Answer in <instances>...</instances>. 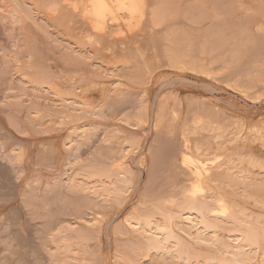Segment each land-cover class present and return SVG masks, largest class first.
I'll list each match as a JSON object with an SVG mask.
<instances>
[{"label":"rangeland","instance_id":"1","mask_svg":"<svg viewBox=\"0 0 264 264\" xmlns=\"http://www.w3.org/2000/svg\"><path fill=\"white\" fill-rule=\"evenodd\" d=\"M18 1L0 0V264H172L139 260L125 219L182 199L186 141L243 171L214 192L264 220V0H146L143 19L107 21L104 34L81 18L88 0H69L77 12ZM84 126L75 151L69 134ZM124 149L118 200L65 188L66 175L91 180Z\"/></svg>","mask_w":264,"mask_h":264},{"label":"bare ground","instance_id":"2","mask_svg":"<svg viewBox=\"0 0 264 264\" xmlns=\"http://www.w3.org/2000/svg\"><path fill=\"white\" fill-rule=\"evenodd\" d=\"M17 2L19 4L18 0ZM64 2L71 6L73 11L77 12V4L75 5L69 0ZM87 3L86 7L83 6V9L78 6V11L83 22L88 27L90 26L94 33L100 34L106 32V25L113 24L115 26L114 23H118L120 18L125 20L126 26L133 24L132 22L139 20L143 16L144 8L147 6L146 0H88ZM27 7L25 9H28ZM192 11L195 12L196 10ZM27 12L25 11L26 14ZM157 12L159 11L152 9L150 14L154 22H157L158 15H161L157 14ZM194 12H192V16L195 14L197 17V15L203 14L199 13V11ZM10 14L13 20L18 21L20 19L19 9H13ZM107 21L111 22V24H106ZM173 60H175L174 57ZM48 87L47 90H49L50 94L57 96L58 93L53 88H50L51 86ZM55 98L58 99V97ZM74 98L72 97L71 101L75 107L82 105V102L76 101L78 100L77 97V99ZM66 100L63 102L65 103ZM89 135L90 130L85 126L76 128L69 134L67 143L69 147L72 146L73 150H75L78 148L79 143L89 138ZM182 147L183 149L181 148L182 150L179 154H176L179 155V164L187 173L189 187L182 192V199L177 204H173L175 209L168 210L173 205H170L169 208L167 206V208H164L161 207L164 206L161 203V205H156V208L149 212L148 210L142 214H135V212L134 215L125 219L128 232L137 236V242L131 245L135 255L137 254L138 256H136L140 258L139 260L143 261L149 260L154 255L158 259L170 261L172 264H264L263 217H260L262 219L256 217L257 215L253 217L251 213L248 214L249 210L247 213V210L245 211L243 207L237 208L239 207L238 205L236 207L231 204L233 202L230 201L231 203H229L223 195L214 192L213 188L220 181H229L227 180L229 178H231L230 180L233 179V182L244 180L243 171L237 169L233 162L223 160L220 154L213 155L210 158L208 157L209 153L199 152L197 149L192 151L187 141ZM173 148L171 149L173 150ZM164 149L160 150L163 151ZM171 149H169V153ZM128 151L124 149L125 155H122L123 157L119 158L120 160L118 159V161L116 160L115 163L111 161V165L109 164V167H105V172L101 170V174L97 173L99 175H95L96 172H94L93 176L88 173L91 175L89 177H93L91 180H88L89 178H84L87 179L86 181L78 180L76 174L66 175L65 188L90 195L94 200L100 199L102 203L109 202L110 199L116 197L118 198L115 200H118L120 196H124L129 190L130 177L125 162L126 155L130 153ZM175 156L177 155L174 154ZM174 157L172 154V158ZM97 171L100 172L99 170ZM89 203L93 204L95 202ZM93 221H96V217ZM95 224L89 223L90 227H94ZM77 233L75 231L72 239L79 237ZM66 244L65 248L61 250L66 254H70L73 249L70 244ZM202 248H205L206 251L202 250ZM129 263L140 264L133 261Z\"/></svg>","mask_w":264,"mask_h":264}]
</instances>
